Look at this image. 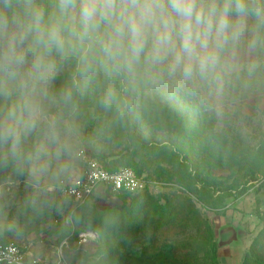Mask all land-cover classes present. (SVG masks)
<instances>
[{
    "label": "rangeland",
    "instance_id": "rangeland-1",
    "mask_svg": "<svg viewBox=\"0 0 264 264\" xmlns=\"http://www.w3.org/2000/svg\"><path fill=\"white\" fill-rule=\"evenodd\" d=\"M247 2L250 11L241 35L224 47L220 79L211 84H185L167 76L154 84L141 68L135 90L121 74L125 81L116 91L120 100L124 98L123 104L106 109L101 101L113 87V79H106L101 71L89 80L87 101L77 112L72 100L64 102L62 93L71 90L73 99L80 92L76 82L79 54H72L63 65L56 64L48 96L41 99L43 116L28 133L20 125L21 142L15 155L10 144H0V159L23 155L27 160L25 180L11 175L0 184V246L17 243L27 247L32 261L55 264L57 247L67 239L61 238L71 230L76 236L63 248V264H108L99 252L111 245L123 258L110 264H163L138 261L150 243L143 232L122 237L118 231L104 229V224L88 225L95 224L97 216L137 220L142 212L137 195L101 187L82 206L66 193L82 176L86 160L96 158L100 164L136 170L140 163L145 173L161 174L163 184L147 186L161 205L176 191L189 194L183 186L189 188L186 180L190 182L197 172L195 186L200 194L189 196L205 223L196 219L181 229L171 227L163 232L167 244L194 264H244L248 254L250 264H264V0ZM28 43L25 40V49ZM26 58L29 63L15 81L0 73V119L18 107L26 94L20 87L21 77L30 68L33 54L27 52ZM133 96L136 103H128ZM115 106L118 111L111 114L122 120L134 118L135 132L119 129L107 135L93 126ZM168 108L187 118V124L171 123ZM150 144L167 146L178 162L174 165L154 156L147 149ZM148 159L155 162L149 169L144 163ZM230 226L237 232L236 241L220 245V231Z\"/></svg>",
    "mask_w": 264,
    "mask_h": 264
},
{
    "label": "clouds",
    "instance_id": "clouds-1",
    "mask_svg": "<svg viewBox=\"0 0 264 264\" xmlns=\"http://www.w3.org/2000/svg\"><path fill=\"white\" fill-rule=\"evenodd\" d=\"M249 11L247 0H56L46 18L36 0H0V73L15 81L29 63L27 52L33 54L21 77L22 103L0 119V144H10L15 155L20 125L28 133L43 116L41 99L56 71L53 53L62 60L79 54L84 76L97 65L106 79L124 74L133 90L141 68L154 84L165 76L211 84L220 79L221 52L241 35ZM62 98L70 102L72 91ZM101 102L106 109L122 103L113 87Z\"/></svg>",
    "mask_w": 264,
    "mask_h": 264
},
{
    "label": "trees",
    "instance_id": "trees-1",
    "mask_svg": "<svg viewBox=\"0 0 264 264\" xmlns=\"http://www.w3.org/2000/svg\"><path fill=\"white\" fill-rule=\"evenodd\" d=\"M38 5L44 9L45 13L48 15L52 14L55 11V4L56 0H36ZM258 23V32H260V22ZM72 54H69L67 58L61 59L57 54L53 53L50 59L54 60L56 64L63 65L64 62H68V58H71ZM78 73L76 77V82L79 84L80 92L77 93L74 98L72 99V103L78 112L81 107L86 103L87 98L85 94L90 90V82L89 80L95 76H98L102 71L99 66L95 67L94 71H91L84 76L81 74V63L80 60L78 62ZM125 81V77L121 74L115 76L112 81L113 87L116 90L121 89L123 87V82ZM127 83V82H125ZM129 87V85H128ZM132 100L127 101L128 103H136L135 96L131 98ZM124 98L121 97V101ZM123 103H121L122 105ZM108 112L107 117L99 116L96 121H94L93 126L100 132L105 131L107 135H113L118 133L119 129L131 130L135 132L137 129V124L133 119H126L122 120L119 116L111 114V112L118 111L117 106L115 108L110 109ZM167 117L170 119L171 123L176 124V126H180L181 124H187V118H183L180 114L174 110L173 108H168L166 110ZM167 146H156L154 144L147 145V149L149 152L154 154L156 157H161L166 163H175L178 162V158L175 157L176 155L173 154L172 150H168ZM144 163L149 167L155 165V162L152 159H148L144 161ZM101 165L109 170V171H116L123 167L132 168L130 166H117L111 165L107 163H102ZM141 164L139 163L136 167L137 170L132 168L138 175H146L148 180L151 181H158V182H165L163 178H161V174L157 176L145 173L144 170L139 169ZM15 176L20 180H25L27 177V160L25 156L18 155L12 159L4 160L0 159V184L5 181L10 176ZM196 176L186 183L189 188L183 186L185 190L189 193L186 194L184 190L176 191L172 196L167 197V202L165 205H161L158 199H155L152 196V191L146 189L142 192L132 193L128 191H120V194L125 195H137V204H141L142 207L141 216L135 220H124V221H116L115 216H110L108 218H104L101 216H97L98 221L93 220V223H88V225H92V228L100 227L101 225H105L104 229L108 231H118V234L122 237L127 236L129 233H137L143 232L149 239V248L147 247L140 259L147 262H151L152 260H156L162 262L163 264H194V261L189 258V256L181 255L178 250L174 247L169 246L167 244L168 238L163 234L164 231L170 229L173 226L178 228H184L190 221H196L197 223L204 224V220L200 217V214L196 208L195 201L192 199L191 196L193 194H200L198 189L196 188V181L199 179V174H195ZM168 181V180H167ZM191 189V190H190ZM88 204V203H87ZM83 206V205H82ZM126 208V207H125ZM128 210V208H126ZM75 232L71 230H66L63 237L61 239L67 238L70 242H72L75 238ZM261 237H264V233ZM61 241V240H60ZM155 243H157L158 247L155 249ZM154 248V249H152ZM104 258V260L110 264L115 263L123 258V253L119 251L114 245L110 247L103 248L99 252ZM252 258V257H251ZM250 258V254L246 256L244 264H250L252 259ZM192 261V263H191ZM253 262V261H252ZM261 262V260H258ZM215 264V263H214Z\"/></svg>",
    "mask_w": 264,
    "mask_h": 264
},
{
    "label": "built area",
    "instance_id": "built-area-1",
    "mask_svg": "<svg viewBox=\"0 0 264 264\" xmlns=\"http://www.w3.org/2000/svg\"><path fill=\"white\" fill-rule=\"evenodd\" d=\"M82 176L67 188L66 193L79 205L91 201L101 187L109 188L113 192L128 191L142 192L149 184L161 185L162 182L148 180L146 175H138L132 168L123 167L116 171L105 169L96 158H88ZM72 224H73V220ZM65 239L57 247L55 264H63V248L68 246ZM0 264H40L32 261L27 247L8 243L0 246Z\"/></svg>",
    "mask_w": 264,
    "mask_h": 264
},
{
    "label": "water",
    "instance_id": "water-1",
    "mask_svg": "<svg viewBox=\"0 0 264 264\" xmlns=\"http://www.w3.org/2000/svg\"><path fill=\"white\" fill-rule=\"evenodd\" d=\"M220 245L234 243L237 239V232L234 227H226L220 231Z\"/></svg>",
    "mask_w": 264,
    "mask_h": 264
}]
</instances>
